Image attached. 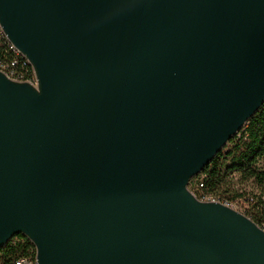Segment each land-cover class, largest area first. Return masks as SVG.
Wrapping results in <instances>:
<instances>
[{
  "label": "water",
  "instance_id": "95a60500",
  "mask_svg": "<svg viewBox=\"0 0 264 264\" xmlns=\"http://www.w3.org/2000/svg\"><path fill=\"white\" fill-rule=\"evenodd\" d=\"M0 249L37 264H264L189 190L264 103V0H0Z\"/></svg>",
  "mask_w": 264,
  "mask_h": 264
},
{
  "label": "trees",
  "instance_id": "16d2710c",
  "mask_svg": "<svg viewBox=\"0 0 264 264\" xmlns=\"http://www.w3.org/2000/svg\"><path fill=\"white\" fill-rule=\"evenodd\" d=\"M11 52L0 31V61L8 62ZM251 183L260 190L259 200L234 188L235 183ZM202 185V187H199ZM189 190L200 199L209 195L231 203L233 199L252 201L245 216L264 230V103L246 122L238 134L189 183ZM34 257L32 244L18 236L0 249V264H12L20 257Z\"/></svg>",
  "mask_w": 264,
  "mask_h": 264
},
{
  "label": "built area",
  "instance_id": "2783aa9c",
  "mask_svg": "<svg viewBox=\"0 0 264 264\" xmlns=\"http://www.w3.org/2000/svg\"><path fill=\"white\" fill-rule=\"evenodd\" d=\"M7 44H8V49L11 52V58L8 62L0 61V71L5 73V75L11 80L19 81V82L25 81L34 84L35 77L30 65L28 64V61L25 58H23L18 53V51L8 42ZM199 187H202V185H199ZM199 200L219 202L232 208L230 206V203L220 201L219 199L209 195L201 196ZM12 264H37V262L35 260V256L34 257L27 256L16 259Z\"/></svg>",
  "mask_w": 264,
  "mask_h": 264
},
{
  "label": "rangeland",
  "instance_id": "374dc122",
  "mask_svg": "<svg viewBox=\"0 0 264 264\" xmlns=\"http://www.w3.org/2000/svg\"><path fill=\"white\" fill-rule=\"evenodd\" d=\"M232 182L235 183L234 188L237 189L239 192L245 193V195L253 196L255 202L259 200L258 198L260 197V190L254 187L251 183L240 184L237 183V180L235 178L234 180H232ZM262 201H264V195L262 196ZM251 202L245 201L244 199H233V201L230 203V206L232 207V209H235L245 215V211L247 212L251 207L249 204Z\"/></svg>",
  "mask_w": 264,
  "mask_h": 264
}]
</instances>
